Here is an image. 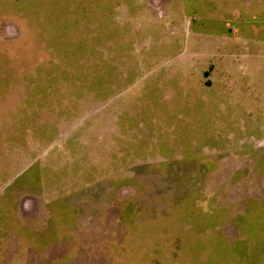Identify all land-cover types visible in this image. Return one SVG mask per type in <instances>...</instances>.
Wrapping results in <instances>:
<instances>
[{
  "label": "rangeland",
  "instance_id": "obj_1",
  "mask_svg": "<svg viewBox=\"0 0 264 264\" xmlns=\"http://www.w3.org/2000/svg\"><path fill=\"white\" fill-rule=\"evenodd\" d=\"M0 18L29 28L37 20L38 28L36 48L30 35L0 42V264L39 262V243L54 248L45 256L56 264H180L175 201L199 188L209 207L212 169L224 177L260 167L181 163L226 153L173 140L187 110L181 97L201 93L181 92L169 72L196 60V47L206 55L221 48L216 38L226 34L236 62L258 61L262 82L264 0H1ZM193 110L204 131L230 126L218 117L213 124L216 106ZM263 121L246 120L252 135L230 153L255 159ZM36 175L40 198L57 202L41 231L42 220L18 212L21 197L37 194L27 183ZM257 178L253 194L263 192Z\"/></svg>",
  "mask_w": 264,
  "mask_h": 264
},
{
  "label": "crops",
  "instance_id": "obj_2",
  "mask_svg": "<svg viewBox=\"0 0 264 264\" xmlns=\"http://www.w3.org/2000/svg\"><path fill=\"white\" fill-rule=\"evenodd\" d=\"M34 23L35 25L31 28L21 27L17 23L0 18V42L6 40L13 43L14 40L21 37L27 38L30 35L35 38L36 48L37 20ZM222 38V40L219 37L216 38L220 41L221 48L217 46L212 49L211 54L206 55L200 53L201 51H198L200 49L196 47L194 55L196 60L184 66L179 64L169 72L170 81H173L171 85L181 88V92H184V88L191 87L194 88L193 91L201 93L181 97L180 102L186 103L187 110L180 113L178 118L180 126L175 127L177 131L179 129V132L174 135L173 140L179 141L189 151L198 152L202 146L207 145L204 148L226 153L224 157H218L208 164L200 162L198 158L182 159L181 163L186 162L188 166L212 168L259 166L260 171L253 175L252 169H249L248 173L245 169L240 173L239 169L234 168L233 173L221 177L212 169L211 206H203V200L208 198L201 199L199 188L194 192L189 191L187 198L181 195L179 202L175 201L174 211L169 212V215L173 214L175 217L173 219L176 232L175 244H178L180 264H183L185 260H189L192 264H202L203 261H207V264H264V121L260 123L258 130L255 129V132L259 131L260 135L259 155L255 159L252 158V153H249L247 160L244 153L242 155L230 153L236 152L234 144H243L247 140L246 136L252 135L251 123L246 124V120H264V111H262L264 79L261 78V82L256 78V74L259 75L263 68L258 61L252 60L251 56L245 60L246 63L236 62V58L241 54L233 48L235 44L231 37L225 34ZM172 43L173 40L168 41L170 46ZM196 45L199 46V43ZM20 83L25 86L26 81ZM195 103L207 104L211 108L216 106L217 111L212 113L213 124L218 117L231 120L230 126H224L226 128L210 126V129L204 128L206 130L204 131L201 125L202 116L193 110ZM258 104H260L259 107ZM223 122V125H228L225 121ZM238 156H243L244 159L237 160ZM250 157L251 161L246 162ZM26 162L27 160H25V166H27ZM253 177L260 179L259 183L263 185V192L253 194L248 191ZM34 181L37 183V194L21 197L18 212L22 220L29 221L37 218L42 220V222L39 221V228L34 229L41 231L51 216L48 208L56 201L49 197L44 202L39 194V176L36 175L30 181L29 178L27 179V183ZM29 186L30 184H25L21 194L28 193L26 187ZM233 189L236 192L231 195ZM198 194L200 198H197ZM47 248L48 251L54 249L47 246L43 250V245L39 243V262L28 263L56 264L58 260L45 256Z\"/></svg>",
  "mask_w": 264,
  "mask_h": 264
}]
</instances>
